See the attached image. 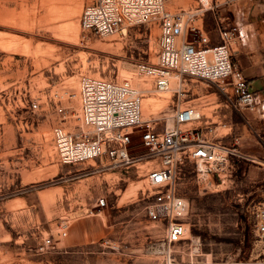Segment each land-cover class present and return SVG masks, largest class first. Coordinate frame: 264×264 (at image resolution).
I'll use <instances>...</instances> for the list:
<instances>
[{"label":"rangeland","instance_id":"obj_1","mask_svg":"<svg viewBox=\"0 0 264 264\" xmlns=\"http://www.w3.org/2000/svg\"><path fill=\"white\" fill-rule=\"evenodd\" d=\"M87 1L0 0V264H166L163 227L145 213L151 198L146 174L157 160L94 168L92 160L61 163L53 145L51 129L59 115L52 103L60 99L68 107L76 129L79 102L68 95L82 74L128 79L147 89L142 98L151 101L144 109L141 100L142 114L157 118L159 127L176 103V78L168 90L157 92L136 70L138 61H156L158 26L134 25L125 34L106 36L86 33L79 13ZM232 3L245 14L255 6L249 0ZM165 5L174 11L197 1L165 0ZM253 26L260 35L255 50L233 59L249 79L257 78L251 87L263 101L264 10ZM184 85L189 89L180 95L182 105L196 103L213 120H218L214 110L230 109L215 84L192 78ZM32 100L38 107L30 106ZM236 132L244 156L231 155L225 175L198 179L189 161L177 171L176 191L188 202L183 219L188 229L184 242L170 245L176 264H264V237L255 233L250 212L264 195V123ZM129 150L145 152L138 132ZM101 196L106 203L97 205ZM64 223L67 233L57 237ZM47 236L54 246L40 249ZM193 238L199 239L198 250L190 245Z\"/></svg>","mask_w":264,"mask_h":264},{"label":"built area","instance_id":"obj_2","mask_svg":"<svg viewBox=\"0 0 264 264\" xmlns=\"http://www.w3.org/2000/svg\"><path fill=\"white\" fill-rule=\"evenodd\" d=\"M196 1L194 7L173 11L166 7L165 0H88L79 13L81 30L97 36L125 34L134 25L151 22L158 26L156 61H138L136 70L151 80V89L157 92L168 90L172 77L177 79L176 103L161 127L157 118L142 114L141 100L147 89L137 87L128 79L114 81L82 74L77 89L68 95L77 97L79 102L75 112V120L79 121L76 129L69 122L68 107L60 99L52 103L59 115L58 123L51 129L52 141L61 163L92 160L94 168H102L128 167L143 157L157 160V166L146 174L151 198L145 204V213L148 219L163 227L166 264H176L170 245L184 242L188 229L183 220L188 202L176 191L177 171L189 161L194 164L198 179L208 175L221 177L231 165V155L244 156L238 149L240 136L234 132L230 120L224 117L213 120L200 112L196 103L182 105L180 95L189 89L185 88L184 81L197 78L215 84L226 95L225 106L240 112L254 111L258 102L256 90L232 60L230 43L238 26L219 25V41L212 42L202 17L214 10L217 3ZM38 105V100L30 103L32 108ZM135 132L139 133L144 153L134 154L129 150ZM228 136L229 143L224 140ZM105 203L104 196L97 198V205ZM250 212L255 233L264 237V195L251 205ZM67 228V223L62 224L57 237L65 236ZM54 244L53 237L47 236L39 248ZM190 245L198 250L199 239H191Z\"/></svg>","mask_w":264,"mask_h":264},{"label":"crops","instance_id":"obj_3","mask_svg":"<svg viewBox=\"0 0 264 264\" xmlns=\"http://www.w3.org/2000/svg\"><path fill=\"white\" fill-rule=\"evenodd\" d=\"M214 1L217 3V6L214 10L205 12L202 17L203 26L209 34L212 42L219 41L217 35L219 25L228 26L236 24L238 26V32L230 43V52L235 65H238L241 68L239 62L235 61L233 56L241 55V53L247 50H255L257 40L260 35L257 34L253 26V22L259 17L260 13L263 12L264 0H249L251 5L254 3L255 6L251 10H248L246 14L243 10H241V8H237V6L232 3L233 0ZM245 2H247V0H245ZM256 6L257 9H255ZM244 75L248 79L250 87L252 86L253 79L257 80L255 77L253 79H249L250 77H248L245 73ZM213 116L218 117V119L221 117H227L234 126V132L237 133V129H244L247 125L252 127V125L257 126L262 122L264 123V100L260 101L259 99L255 110L252 112L234 111L230 108L223 113H219L217 110H214Z\"/></svg>","mask_w":264,"mask_h":264},{"label":"bare ground","instance_id":"obj_4","mask_svg":"<svg viewBox=\"0 0 264 264\" xmlns=\"http://www.w3.org/2000/svg\"><path fill=\"white\" fill-rule=\"evenodd\" d=\"M143 99V98H142ZM151 100H149V99H147V98H145V99H143V108L144 109H147V107H148V103L150 102ZM154 103L155 102H153V106H154Z\"/></svg>","mask_w":264,"mask_h":264}]
</instances>
